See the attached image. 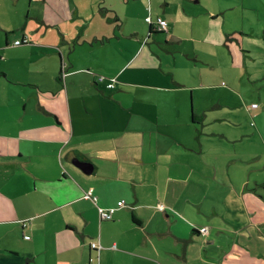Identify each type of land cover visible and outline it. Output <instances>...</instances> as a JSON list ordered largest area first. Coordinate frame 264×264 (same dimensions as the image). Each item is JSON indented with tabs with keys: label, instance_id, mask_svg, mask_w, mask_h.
Masks as SVG:
<instances>
[{
	"label": "crops",
	"instance_id": "crops-1",
	"mask_svg": "<svg viewBox=\"0 0 264 264\" xmlns=\"http://www.w3.org/2000/svg\"><path fill=\"white\" fill-rule=\"evenodd\" d=\"M154 3L0 0V264H264L263 159L215 158L232 8L150 34Z\"/></svg>",
	"mask_w": 264,
	"mask_h": 264
},
{
	"label": "rangeland",
	"instance_id": "rangeland-1",
	"mask_svg": "<svg viewBox=\"0 0 264 264\" xmlns=\"http://www.w3.org/2000/svg\"><path fill=\"white\" fill-rule=\"evenodd\" d=\"M172 6L167 13H163V6L158 4L165 0H155L154 9L147 13L148 19L156 22L159 17L175 18L177 28L191 31L192 26L187 22H194L201 31L208 29L205 18L208 17L207 6H217L223 2L228 8H232L225 16L223 25L225 46L222 57H218L221 68L215 72V79L222 85L233 88L237 96L232 99H224L223 103L227 111H231L224 123L226 133L213 136L215 143L222 142L225 148L223 152L214 147L216 157L223 159H240L242 165H256L258 159L264 162V0H171ZM244 2V5L237 2ZM23 23L27 21V10L30 8L29 0H23ZM15 5V4H14ZM149 10V9H148ZM152 16V17H151ZM159 16V17H158ZM165 19V20H167ZM31 21V20H29ZM168 21V20H167ZM212 21H216L215 19ZM174 21H172L173 23ZM146 32L149 33V23L146 22ZM220 24L214 26L218 28ZM179 28V29H180ZM19 31H12L13 35ZM5 35V32H4ZM221 90H216L218 95ZM253 103L257 106L251 107ZM229 122V123H228ZM239 127V133L234 134ZM219 132V131H215ZM245 134V135H243ZM246 159V160H243ZM260 166V165H258ZM250 169H246L249 174ZM257 172L264 176V166L257 167ZM264 179V177H263ZM252 185L253 182L251 181ZM263 191L264 188L261 187ZM246 214V215H245ZM242 216L248 220L247 212ZM248 248L247 244L243 245ZM253 252V249H246Z\"/></svg>",
	"mask_w": 264,
	"mask_h": 264
},
{
	"label": "built area",
	"instance_id": "built-area-1",
	"mask_svg": "<svg viewBox=\"0 0 264 264\" xmlns=\"http://www.w3.org/2000/svg\"><path fill=\"white\" fill-rule=\"evenodd\" d=\"M148 21L149 22H153L152 19H148ZM156 26L159 29H161V30H166L167 29V26H168L167 20L159 17L158 20L156 21ZM25 41H27V39H24V40L19 39V40H17L15 42V44L20 45V44H22ZM106 79H107V77L105 75H99V77H98V81H105ZM108 80H109L108 81V87L109 88H114L115 87V80L116 79L115 78H109ZM253 106H256V104H253ZM91 195H92L91 192H89L87 194L88 197L91 196ZM161 208H164L163 205H161ZM100 213H101V215H102V217L104 219H111L113 217L112 210L107 211V210L101 208L100 209ZM27 225H28V222L27 221H24L23 222V226L24 227H27ZM203 230L206 231V228H203ZM26 237L29 238V235H26ZM93 246H95V247L97 246L98 249L101 248V244L100 243H93Z\"/></svg>",
	"mask_w": 264,
	"mask_h": 264
},
{
	"label": "trees",
	"instance_id": "trees-1",
	"mask_svg": "<svg viewBox=\"0 0 264 264\" xmlns=\"http://www.w3.org/2000/svg\"><path fill=\"white\" fill-rule=\"evenodd\" d=\"M167 23H168V21H167ZM149 25H150V34H151V33H154V32H164V31H166V30L168 29V26H167V29H166V30H161V29H159V28L156 26V22H154V21H153V22H149ZM25 39H26V38H25ZM21 40H22V39H21ZM23 40H24V39H23ZM253 104H256V103H253ZM253 104H252L251 107H255V106H253ZM256 106H257V104H256ZM195 118H196V117H195ZM196 119H197V118H196ZM161 205H162V204H161ZM161 205L159 206L160 208H161ZM163 207H164V205H163ZM99 208L101 209V208H103V207H99ZM103 209H104V208H103ZM161 209L164 210L165 207H164V208H161ZM105 210H106V209H105ZM110 210H112V215H113V214H114L113 209H110ZM110 210H107V211H110ZM100 216H101L102 220H111V219L113 218V217H112L111 219H104V218L102 217L101 213H100ZM23 222H24V221H23ZM27 222H28V221H27ZM203 228H206V231H204ZM200 231H202V232H207V231H208V228H207V227H202V228H200ZM26 235H29V238H30V236H31L29 233H25L24 237H25L26 239H29V238L26 237ZM93 243H99V241H97V242H94V241H93V242L91 243V246H92L93 249H96V250L99 251V250L102 248V247H101L100 249H98L97 246H96V247L93 246Z\"/></svg>",
	"mask_w": 264,
	"mask_h": 264
},
{
	"label": "water",
	"instance_id": "water-1",
	"mask_svg": "<svg viewBox=\"0 0 264 264\" xmlns=\"http://www.w3.org/2000/svg\"><path fill=\"white\" fill-rule=\"evenodd\" d=\"M86 166H90V165H88V164L86 163ZM90 170H92V169H90Z\"/></svg>",
	"mask_w": 264,
	"mask_h": 264
}]
</instances>
